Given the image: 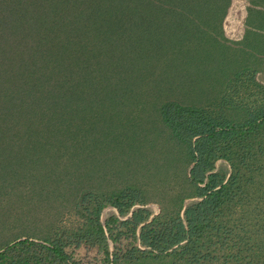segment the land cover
I'll return each mask as SVG.
<instances>
[{
	"label": "trees",
	"instance_id": "trees-1",
	"mask_svg": "<svg viewBox=\"0 0 264 264\" xmlns=\"http://www.w3.org/2000/svg\"><path fill=\"white\" fill-rule=\"evenodd\" d=\"M228 2L0 0V264H84L73 256L82 245L100 254L92 264H264V84L248 66L233 73L248 74L240 100L222 93L206 105H161L168 146L152 190L145 181L109 194L84 188L75 222L45 230L33 227L40 207L17 190L25 182L32 197L57 181L37 158L24 161L25 150L48 153L59 135L84 141V128L71 126L84 110L88 66L96 59L93 75L102 55L112 61L129 21L139 34L167 14L210 23ZM217 160L229 171L216 170ZM154 196L152 215L143 205ZM187 198L197 199L185 206ZM108 205L116 213L102 221Z\"/></svg>",
	"mask_w": 264,
	"mask_h": 264
},
{
	"label": "rangeland",
	"instance_id": "rangeland-1",
	"mask_svg": "<svg viewBox=\"0 0 264 264\" xmlns=\"http://www.w3.org/2000/svg\"><path fill=\"white\" fill-rule=\"evenodd\" d=\"M243 10L241 0L230 1L220 21L210 23L189 24L187 19L167 14L159 23L150 24L145 34L132 29L133 21H129L112 41V61L102 55L100 61L106 65H98L92 75L96 59L91 60L84 110L71 126L84 128V141L78 139L72 145V137L59 135L57 138L63 140L47 147L50 152L25 150L27 155L23 156L24 161L37 158L35 163L51 169L57 179L32 197L25 182L17 185L18 192H29L28 201L40 207L33 224L36 230H45L49 222L56 226L75 222L74 200L84 188L109 194L135 181H145L146 189L152 190V175L163 172L159 164L168 146L159 113L164 102L206 105L222 93L240 100L248 74L235 80L233 73L243 66L254 70V78L264 84V61L250 51L249 45L240 43L245 34ZM147 36L149 41L144 39ZM232 86L238 87V94ZM215 169L228 172L229 166L217 160ZM164 173L167 178L174 174L172 170ZM168 186V191L174 187L173 179ZM156 199L158 196L143 205L152 215L160 209ZM196 199L187 198L184 205ZM112 213H116L115 208L104 207L101 220ZM73 256L84 264L100 258L95 248L86 245L76 248Z\"/></svg>",
	"mask_w": 264,
	"mask_h": 264
},
{
	"label": "crops",
	"instance_id": "crops-1",
	"mask_svg": "<svg viewBox=\"0 0 264 264\" xmlns=\"http://www.w3.org/2000/svg\"><path fill=\"white\" fill-rule=\"evenodd\" d=\"M236 3L238 0H229ZM240 1V0H239ZM243 13L241 19L245 25V34L241 44L249 45L259 59L264 61V0H241Z\"/></svg>",
	"mask_w": 264,
	"mask_h": 264
},
{
	"label": "water",
	"instance_id": "water-1",
	"mask_svg": "<svg viewBox=\"0 0 264 264\" xmlns=\"http://www.w3.org/2000/svg\"><path fill=\"white\" fill-rule=\"evenodd\" d=\"M128 215H130V213Z\"/></svg>",
	"mask_w": 264,
	"mask_h": 264
}]
</instances>
